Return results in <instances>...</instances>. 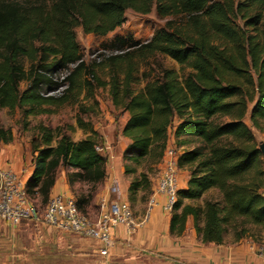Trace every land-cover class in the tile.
Returning a JSON list of instances; mask_svg holds the SVG:
<instances>
[{"label": "trees", "instance_id": "trees-1", "mask_svg": "<svg viewBox=\"0 0 264 264\" xmlns=\"http://www.w3.org/2000/svg\"><path fill=\"white\" fill-rule=\"evenodd\" d=\"M152 9L169 19L145 42L115 37L109 46L122 54L102 60L109 81H101L85 66L74 29L105 36L124 24L125 11ZM154 55L169 57L180 72L159 68L150 78L139 62ZM61 70L67 74L55 79ZM105 85L114 107L128 114L121 131L129 140L122 151L125 174L145 159L160 163L169 129L175 141H199L177 157L188 178L170 210V236L182 235L189 217L203 244L222 245L229 231L239 241L250 228L264 229L262 155L243 121L250 104L252 127L260 130L264 121V0H0V109H18L24 118L52 114ZM76 124L89 134L77 142L60 128L35 127L26 189L42 206L59 168L69 186H96L107 176L108 157L96 150V132L82 119ZM11 140L0 126V143ZM210 190L218 196L203 199ZM139 191L151 194L145 174L130 182L128 201ZM91 198L74 201L81 210Z\"/></svg>", "mask_w": 264, "mask_h": 264}, {"label": "rangeland", "instance_id": "rangeland-1", "mask_svg": "<svg viewBox=\"0 0 264 264\" xmlns=\"http://www.w3.org/2000/svg\"><path fill=\"white\" fill-rule=\"evenodd\" d=\"M125 22L119 28L105 36H95L83 33L80 27L74 29L75 40L79 46L85 66L92 67L93 72L101 81L108 83L109 73L102 60L111 55L122 54L118 49H112L109 45L115 37L132 38L137 42H145L153 33L161 28L166 19L156 16L152 9L149 14L140 15L131 10L125 11ZM141 71L149 74L154 79L159 68L172 69L180 72L179 65L169 57L162 55L151 56L144 62H139ZM155 69V70H154ZM67 74V70H61L53 77L62 79ZM91 76H89L90 78ZM140 77V76H139ZM143 87V82L133 86L134 91ZM62 88L51 95H60ZM252 104L248 105L247 113L243 121L250 128L258 145L264 143V121L261 122V129H255L249 122V113ZM128 118V114L121 108L112 104L109 86L105 85L95 89L93 96L84 95L78 97L76 102H71L56 109L52 114H42L28 116L24 118L18 109H0V126L12 134V140L8 144L0 143V166L11 165L16 169H24L22 178L27 180L32 169V153L30 142L36 135L35 127L38 124L60 128L62 133L67 134L72 141L77 142L88 136L77 127V119L90 123L96 132L97 148L99 153L108 157L106 165L107 176L105 180L92 186L82 182H74L68 185L65 178V170L59 168L56 172V186H64V193L73 200L86 195H92L88 205L79 210L82 214L94 219L99 214L100 202L103 198L110 200H125L130 204L133 216H143L145 205L150 197V193L139 191L137 198L129 202L127 198V188L141 174H145L150 183V192L156 187L160 178V163L153 164L151 160L145 159L135 167L134 173H124V162L120 158L122 151L129 143V140L121 135L122 128ZM223 121H226L224 119ZM73 127L74 130H70ZM171 129H169V147L177 155L196 146L199 141L190 138H181L173 141ZM180 143V144H179ZM183 143V144H182ZM161 162V161H160ZM132 169L131 164H127ZM121 167L123 171L121 172ZM186 171L187 168L185 167ZM264 169V162H263ZM188 172V171H187ZM114 181V187L119 191V195L111 191L108 182ZM126 194V196H125ZM264 194V191H263ZM217 191L210 190L203 195L204 198H216ZM38 199L40 196L34 197ZM190 204L202 203L186 202ZM251 240L260 245H264V229L250 228L248 236L242 238ZM227 242L234 241L232 231L225 236ZM92 241L73 233H62L48 228L42 224L25 221L18 225H11L0 221V264H94V257L88 249Z\"/></svg>", "mask_w": 264, "mask_h": 264}, {"label": "built area", "instance_id": "built-area-1", "mask_svg": "<svg viewBox=\"0 0 264 264\" xmlns=\"http://www.w3.org/2000/svg\"><path fill=\"white\" fill-rule=\"evenodd\" d=\"M96 150L98 151V148ZM160 168V178L149 198L148 206H154L156 196L162 195L166 199L164 209L170 211L176 200L179 171L177 155L170 147H167L163 154ZM23 173L24 169H16L11 165L0 166L1 222L18 225L29 221L62 233L80 235L98 244V253L101 257H106L114 246L112 234L117 227L124 226L130 233L139 226L133 221L130 204L118 198L115 200L103 198L99 214L94 219L82 214L69 196L54 195L42 206L41 201L29 197L26 180L22 178ZM111 191L119 195L114 185H111ZM258 253L264 264V247L259 248Z\"/></svg>", "mask_w": 264, "mask_h": 264}, {"label": "crops", "instance_id": "crops-1", "mask_svg": "<svg viewBox=\"0 0 264 264\" xmlns=\"http://www.w3.org/2000/svg\"><path fill=\"white\" fill-rule=\"evenodd\" d=\"M171 139L174 141L173 137ZM121 160L122 155L120 165ZM187 178L185 167H179L177 190L185 189ZM114 184L112 180L108 182V185ZM57 194L66 196L63 185L57 187L55 184L49 198ZM149 198L144 215L133 216L134 223L139 226L130 233L124 226L113 231L114 246L106 257L99 255L98 244L91 240L88 249L94 257V264H263L258 249L264 245L247 239L224 241L222 245L203 244L195 234L190 217L182 235L170 236V211L164 209L165 197L156 196V204L152 207L148 206ZM142 221L145 222L141 224Z\"/></svg>", "mask_w": 264, "mask_h": 264}, {"label": "water", "instance_id": "water-1", "mask_svg": "<svg viewBox=\"0 0 264 264\" xmlns=\"http://www.w3.org/2000/svg\"><path fill=\"white\" fill-rule=\"evenodd\" d=\"M258 149L262 155V161L264 162V143L260 144Z\"/></svg>", "mask_w": 264, "mask_h": 264}]
</instances>
